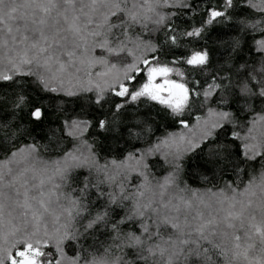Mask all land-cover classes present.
Segmentation results:
<instances>
[{
	"label": "snow or ice",
	"instance_id": "6c2138e0",
	"mask_svg": "<svg viewBox=\"0 0 264 264\" xmlns=\"http://www.w3.org/2000/svg\"><path fill=\"white\" fill-rule=\"evenodd\" d=\"M0 264H264V0H0Z\"/></svg>",
	"mask_w": 264,
	"mask_h": 264
}]
</instances>
